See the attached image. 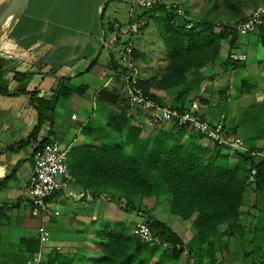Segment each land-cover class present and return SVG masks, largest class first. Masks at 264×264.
<instances>
[{
    "label": "crops",
    "instance_id": "0c3cea01",
    "mask_svg": "<svg viewBox=\"0 0 264 264\" xmlns=\"http://www.w3.org/2000/svg\"><path fill=\"white\" fill-rule=\"evenodd\" d=\"M4 1L0 0V4ZM162 1L166 6L173 4L178 6L175 0ZM129 2L130 0H29L21 15L9 25V20H7L1 27L0 264H28L30 257L38 251L37 230L41 225L49 231L50 236L40 264L45 262L48 256L54 254L68 256L74 259V264H88L84 259L100 255L99 233L104 223H109L110 226L123 223V225H129L130 228L134 226L133 219L138 215V209L136 212H126L120 205L114 211L110 209L106 212L104 207L109 204L107 201L119 202L118 193L113 191L111 194L114 200H110V195L106 192L98 194L83 189L80 185L82 183L80 173L72 172L70 168L69 173L73 179L71 192H68L67 197L63 195L64 192L56 194L48 201V204L59 212L58 215H33L30 201L25 195V187L33 167V151L44 139L58 140L71 149L83 144L97 147L111 138V133L118 138L115 131L105 130L101 125H90V121L95 120L94 116L97 115L106 122L108 109L122 110L130 115L132 125L142 129L141 138L156 133L157 128L151 124L147 113L130 107L125 102L124 84L120 74L127 69L119 63V51L121 50L119 39H124L125 36L119 32L118 28L129 30L132 25L137 27L135 33L129 31L126 35L130 37L133 44L132 65L137 73L138 81L147 73L148 80L151 82L154 77H158L155 75L160 71L163 72L166 67V49L160 35L144 36L143 32L148 23L147 18L155 13H162L145 10L136 12L133 9L135 7H131ZM190 2L188 1L186 5L188 14L186 12L185 14L194 23H214L213 21L218 20L215 18L217 10L213 5L205 8L204 0H190ZM254 7L253 5L245 9L243 17L237 20L244 18ZM201 9H206V15L201 13ZM259 28L249 32L256 37L255 39L238 40L237 36L236 42L226 53V56L228 54L229 56L245 55L244 60L235 61L237 64L240 62L238 66H242L241 69H235L237 64H232L233 66L227 70H224V64L219 68L221 62L217 58L214 64L203 67L202 71L206 72L214 68L216 73L230 74L234 84L242 80L248 82L249 77L243 72L245 67L255 68L260 64V69L264 70V38H262L264 34ZM251 44L254 46H252L254 50L252 53L256 60L246 63L245 49H251ZM258 44L261 48H258ZM239 48L241 52L237 53ZM115 65L117 69L114 68ZM139 65L143 67L138 69ZM261 75L262 84H264V71ZM117 77L122 86H120L121 93L114 82ZM212 78L213 75L207 73L204 75L203 82L212 83ZM64 79L69 80L73 86L83 87V94H73L67 100H60L53 114V128L42 126L37 140L27 143L36 125V110L29 102L28 92L37 91L39 97L50 99L59 82ZM233 86L236 91L235 85ZM101 92L111 96L114 94L116 97L100 102L98 94ZM149 93L171 103V99L161 90L151 87ZM225 99L229 101V98ZM123 100L127 107L123 106ZM224 102L226 116L228 104ZM69 106L74 111L70 110L71 114L68 119L67 108ZM137 113L140 114L137 116ZM72 115H75L74 119ZM138 122H141L143 126ZM86 125L97 127L100 130L90 128L84 131ZM146 125L151 126L152 129L148 131L147 136H144L143 129L147 127ZM77 126L79 128H76ZM243 132L241 134L244 137ZM50 133L52 138L47 136ZM255 147L264 152V139L256 141ZM151 198H141L138 201L140 202L139 207L141 214L146 213L156 218L158 209H150L151 213L147 212L150 205L146 202ZM262 216H264V193L255 192L252 186H248L244 191L239 210L242 232L231 240L242 241L245 235H250V233L264 234ZM164 218L169 220L170 225L177 222L176 233L183 242L191 238L190 221L180 222L176 218L170 220V214H165ZM136 219L138 221V218ZM160 221L167 224L165 220ZM252 240H254L253 236ZM223 248L222 245L217 264L223 262ZM160 249L154 261L164 250ZM181 261L182 259L170 264H183Z\"/></svg>",
    "mask_w": 264,
    "mask_h": 264
},
{
    "label": "trees",
    "instance_id": "16d2710c",
    "mask_svg": "<svg viewBox=\"0 0 264 264\" xmlns=\"http://www.w3.org/2000/svg\"><path fill=\"white\" fill-rule=\"evenodd\" d=\"M173 9L174 4H163L147 11L163 14L160 38L166 49V67L151 82L139 81V86L145 93H149L151 87L163 91L171 99L172 106L185 110L204 79L202 68L214 64L221 43L227 39L231 47L237 34L227 27L229 23H219V31L215 30L216 24L208 22L194 23L192 28L185 30L182 25H175ZM259 29L264 34V26ZM227 59L232 64L237 63L229 54ZM229 67L225 64L224 70ZM114 68L117 69L116 65ZM250 86L247 80L235 83L237 95ZM83 90L64 79L50 99L39 97L37 91L28 92L29 102L36 110V125L27 143L37 140L42 126L53 128V114L60 100L83 94ZM150 95L160 102H167L155 94ZM110 96L101 92L98 99L103 102L116 97ZM199 100L203 104L207 102L203 97ZM217 109L224 111L219 106ZM224 127L233 135L244 131L243 142L249 149L257 150L256 141L264 139V103L240 107L234 118H225ZM90 128L100 130L86 125L84 131ZM103 128L115 131L117 142H103L97 147L83 144L69 151L68 168L80 173L81 187L98 194L106 192L110 200H114L111 193L117 192L118 201L126 212L139 209L138 201L143 197L168 195L169 214L180 222L190 221L192 236L183 242L170 226L148 216L145 222L152 233L170 245L154 261L160 247L135 238L129 225L104 223L99 233L100 255L84 260L88 264H170L179 262L185 254L186 264H217L222 252V238L228 240L242 232L239 210L244 191L253 185L255 192L264 193V159L255 161L241 155L239 161H233L226 148L195 145L194 139L204 137L187 133L186 129L176 134L156 129L155 134L141 138L142 129L133 126L132 117L122 110L108 109ZM46 142L49 141L44 139L37 146ZM251 168L256 169L253 184L248 183ZM41 264H74V259L54 254Z\"/></svg>",
    "mask_w": 264,
    "mask_h": 264
},
{
    "label": "built area",
    "instance_id": "2783aa9c",
    "mask_svg": "<svg viewBox=\"0 0 264 264\" xmlns=\"http://www.w3.org/2000/svg\"><path fill=\"white\" fill-rule=\"evenodd\" d=\"M131 7L141 8L145 11L163 5L162 0H130ZM175 25L183 26L188 30L194 26V22L186 16L185 11L174 5L173 9ZM264 26V2L255 6L243 19L229 23L236 34L245 35L250 31ZM136 26L132 25L129 30L119 29L125 37L119 39L121 50L119 51V63L127 70L121 72L120 76L124 84V98L130 107L139 109L147 113L151 124L162 131H169L172 134L178 133L181 129L186 132L201 135L209 140L213 145L226 148L229 156L239 161L241 155H246L253 160L264 159V152L251 150L238 135H233L225 130V112H218L224 108L225 102L217 105L214 100L207 99L203 104L199 99L193 100L187 109L179 110L168 102H160L151 97L150 93H145L139 86L137 73L132 65L133 44L129 36V31L135 33ZM115 38L117 37L114 36ZM233 61L244 60L245 55H231ZM75 118V115H72ZM70 148L58 140H50L37 146L32 154L33 167L28 177L25 187V195L29 199L32 214L36 216L58 215L46 199L56 193L65 192L72 182V177L68 168V155ZM256 169L251 168L248 174V183L255 181ZM132 235L141 242L156 245L161 249H169L170 245L163 242L157 235L153 234L145 221L136 223L132 230ZM50 233L40 226L37 230V240L39 248L29 260L28 264H40L41 255L45 253V246L49 240Z\"/></svg>",
    "mask_w": 264,
    "mask_h": 264
},
{
    "label": "rangeland",
    "instance_id": "374dc122",
    "mask_svg": "<svg viewBox=\"0 0 264 264\" xmlns=\"http://www.w3.org/2000/svg\"><path fill=\"white\" fill-rule=\"evenodd\" d=\"M177 1L176 4H178V6L181 7V9L183 11H185L188 14L187 11V3L190 0H175ZM203 1V0H201ZM205 3V8L210 7L211 5H213V7L217 10L216 11V17L218 18V20L213 21L214 24L217 25V28L215 29L216 31L220 30V26L219 23L225 24V23H232L235 20L243 17V13L245 12V9L247 10L248 8H250L251 6H256V4H259L261 2H264V0H204ZM136 12H142L143 9L141 8H133ZM127 10V9H126ZM191 12V11H190ZM206 9H201V13L205 14ZM191 14V13H190ZM206 15V14H205ZM207 18V17H206ZM148 23L145 27V30L143 32L144 36H147L148 34L151 36H156V35H160L161 33V29H162V23H163V15L160 13H155L152 16L147 18ZM207 20V19H205ZM212 20V19H209ZM208 21V20H207ZM212 22V21H209ZM238 36V40H242L244 39H255L256 37L251 34H245V35H239ZM140 37V36H139ZM134 39V38H133ZM135 40V39H134ZM229 44V40L226 39V41H223L221 43V47L222 49L220 50L221 52L219 53L218 56V61H220L221 63H219V68H221V65H229V66H233L232 63L229 62V60L227 59L226 53L227 51H229L231 49V47L228 45ZM228 46V47H227ZM253 45L251 44V49L250 48H246V54H247V60L245 61L246 63H249L250 61H255L256 57L255 55H253ZM258 48H261V46L258 44ZM161 49L164 50V47L161 46ZM242 50H244L242 48ZM165 52V51H164ZM241 52V48L237 49V53ZM225 60V61H224ZM155 63V61H154ZM140 64V63H139ZM237 64V63H236ZM240 65V62L235 65V69L238 68H242V66H238ZM139 67H143L141 65H139L137 68L139 69ZM159 70V69H157ZM219 70V69H218ZM264 70L260 69V64L258 66L254 67H245L244 69V74L248 75L249 80H248V84L251 85L250 88L248 90H246L243 94L237 95V92L234 89L235 83L233 84V79L230 76V74H222L220 73H216L214 71V68L208 69V71H202L203 75H208L211 74L213 75V78L211 80L212 83L207 84L206 82L204 83L203 81L201 82V85L197 94L193 95V97H191L193 100H197L198 98H205V99H209V100H214L216 103H221L222 101H226V103L228 104L227 109H226V115L228 114L229 117H235L238 109L242 106H250V105H260L262 103H264V84H262V79H261V72ZM146 72V71H145ZM159 72V71H158ZM157 72V73H158ZM219 72V71H218ZM156 73V72H155ZM162 73V71H160L157 75L155 76H159ZM242 73V70H241ZM140 75V72H139ZM147 73L146 76H143L140 78V81L142 82H148L149 77H147ZM153 76V75H152ZM151 76V77H152ZM157 78V77H154ZM204 80V79H203ZM114 82L116 83L117 89L119 90V92L121 93V85H120V80L118 79V77L114 80ZM210 82V81H208ZM240 83V82H239ZM121 86V87H120ZM225 98H229V101L227 102V100ZM238 99V101H236ZM123 106L125 104L124 100L122 102ZM71 106H69L67 115H68V119L70 117L71 111H74L70 108ZM127 107V106H126ZM74 109V108H73ZM71 110V111H70ZM96 118V119H95ZM95 120L90 121V125L93 124V126H104V122L102 121V117L101 116H94ZM95 122V123H94ZM76 123V122H75ZM147 126V125H146ZM76 128H79V126H77ZM152 129L151 126H147L143 129V134L144 136L148 135V131ZM105 130H109V131H113L110 128H105ZM48 137L52 138V134H47ZM239 137L243 138L241 133H239ZM117 137L114 133H111V138H109L106 142L107 143H112V142H117ZM194 144L195 145H200L202 148H212L213 144L207 140L206 138H202L201 140H197L194 139ZM222 151L226 152L225 149H222ZM234 161V160H233ZM162 183V182H161ZM253 187V185H250ZM72 184L69 185L68 189L64 192V196H68V192L70 193L72 190ZM67 192V193H66ZM71 198V196H69ZM107 201V200H106ZM109 202V204H107L104 207V210H106V212L111 210H115L117 209L121 204L117 201H107ZM146 204H149V210L147 211L148 213H151V210H157L156 213V218L159 220H165V222L172 227L173 231H177V222L174 225H170V222L168 219L164 218L165 214H169L168 209H169V196L168 195H159L158 197H154L152 196V198L150 199V201L146 202ZM146 208V207H145ZM151 209V210H150ZM65 211V210H63ZM132 212H136V211H132ZM138 215H133V217H135V219H133L136 223L140 222V221H146L148 218V216L150 215H146V213L141 214V208L139 207L138 209ZM141 214V215H139ZM152 217V216H150ZM138 218V221H136ZM262 218H264V216H262ZM170 220L174 219V217H172L170 215ZM175 220V219H174ZM133 223L134 226L131 228V230H133V228L135 227L136 223ZM132 233V232H131ZM252 236L254 237V240H252ZM222 243L224 246V258H223V262L219 263V264H261L262 261H264V234H255V233H250L245 235L244 240L240 241L238 239L235 240H231V239H226L225 237L222 238ZM248 253V254H246ZM34 255V254H33ZM32 255V256H33ZM44 253H42L41 257H43ZM31 256V257H32ZM30 257V258H31ZM42 260V258H41ZM187 261V256L184 254L182 256V261L181 263L186 264Z\"/></svg>",
    "mask_w": 264,
    "mask_h": 264
},
{
    "label": "water",
    "instance_id": "95a60500",
    "mask_svg": "<svg viewBox=\"0 0 264 264\" xmlns=\"http://www.w3.org/2000/svg\"><path fill=\"white\" fill-rule=\"evenodd\" d=\"M29 0H5L0 4V30L3 24L9 20L11 24L19 15L24 12V9Z\"/></svg>",
    "mask_w": 264,
    "mask_h": 264
}]
</instances>
